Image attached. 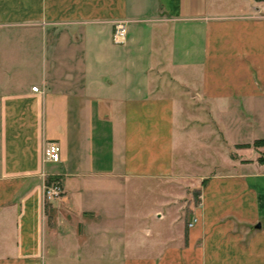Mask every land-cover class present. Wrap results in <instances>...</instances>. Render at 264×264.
I'll use <instances>...</instances> for the list:
<instances>
[{"label":"crops","instance_id":"crops-1","mask_svg":"<svg viewBox=\"0 0 264 264\" xmlns=\"http://www.w3.org/2000/svg\"><path fill=\"white\" fill-rule=\"evenodd\" d=\"M262 140L264 0H0V264H264Z\"/></svg>","mask_w":264,"mask_h":264},{"label":"built area","instance_id":"built-area-1","mask_svg":"<svg viewBox=\"0 0 264 264\" xmlns=\"http://www.w3.org/2000/svg\"><path fill=\"white\" fill-rule=\"evenodd\" d=\"M124 34V24L116 23L113 28V41L119 43ZM32 92L37 93L38 88L33 87ZM43 160L46 163L57 164L60 162V147L57 143L49 142L45 145L43 151ZM63 194L62 186L56 179L48 181L43 186V200L46 204H52L54 201L61 198ZM197 221L196 218L188 224L189 227Z\"/></svg>","mask_w":264,"mask_h":264},{"label":"rangeland","instance_id":"rangeland-1","mask_svg":"<svg viewBox=\"0 0 264 264\" xmlns=\"http://www.w3.org/2000/svg\"><path fill=\"white\" fill-rule=\"evenodd\" d=\"M180 184L183 185V187H180L181 186ZM187 186H189V184L184 185L180 182L177 183L176 181L174 182L173 186H171V188H173V190H174V193H173L174 200L178 201L181 204L182 209H180V210H185V211L187 210L188 206L196 205V203L198 202V198H197L198 191L195 189H190L192 185H190L189 189H187ZM149 200L150 199L140 198V203H134V202H132V197L130 194V195H128L127 199L125 200V208L128 212H131L132 211L131 209H135L134 211H137V212H144L147 209H149V205H150ZM136 204H138V205H136ZM127 214H126V216H127ZM129 222L130 221L128 220L126 222V224L132 225ZM79 233L82 234L83 230L79 229Z\"/></svg>","mask_w":264,"mask_h":264},{"label":"trees","instance_id":"trees-1","mask_svg":"<svg viewBox=\"0 0 264 264\" xmlns=\"http://www.w3.org/2000/svg\"><path fill=\"white\" fill-rule=\"evenodd\" d=\"M254 146L255 147H258V146H264V140H262V141H256L255 143H254ZM260 162H264V160H260Z\"/></svg>","mask_w":264,"mask_h":264}]
</instances>
